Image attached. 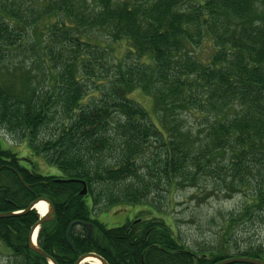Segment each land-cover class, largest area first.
<instances>
[{"label": "trees", "instance_id": "obj_1", "mask_svg": "<svg viewBox=\"0 0 264 264\" xmlns=\"http://www.w3.org/2000/svg\"><path fill=\"white\" fill-rule=\"evenodd\" d=\"M122 43L118 58L112 45ZM136 90L152 98L155 121L130 99ZM184 113L204 125L198 135ZM0 132L59 171L23 167L0 136V213L13 214L0 218V250L9 264H50L29 246L40 216L23 212L38 199L55 211L38 247L56 264L87 253L107 264L264 261V240H232L243 224L264 226V0H0ZM203 188L246 196L219 248L191 251L165 219L144 212L115 228L92 217L134 205L160 212L157 197ZM74 221L93 225L90 242L76 225L68 243Z\"/></svg>", "mask_w": 264, "mask_h": 264}, {"label": "rangeland", "instance_id": "obj_2", "mask_svg": "<svg viewBox=\"0 0 264 264\" xmlns=\"http://www.w3.org/2000/svg\"><path fill=\"white\" fill-rule=\"evenodd\" d=\"M205 43L206 45L201 46V51L207 55L211 50V44L209 42ZM112 48L115 49L118 58H122L127 49L124 43L112 45ZM130 99L140 103L153 121L156 120L154 103L150 96L136 90L130 95ZM182 117L186 127L192 132L198 135L203 130L204 125L196 116L184 113ZM0 136L6 140L12 151L17 153L21 159L24 158V160H21L23 167L46 176L59 174L58 169L47 163L43 157L31 156L32 153L28 150L27 143L24 141L22 142L5 132H0ZM42 136L47 137L48 130L42 133ZM4 147L7 146L4 145ZM200 184L202 185L203 182L200 181ZM158 198L154 203L159 207L160 212L148 206L134 205L111 211L97 210L93 212L92 217L107 228L120 227L134 221L138 212L145 213L141 215L144 219L152 216L163 218L182 244L191 251H198L220 247V244L223 243L222 236L226 220L231 214H239L246 202L245 194L226 199L221 192L211 195V191H205L204 188L199 190L177 189L169 195L164 194L163 198ZM146 212H152L153 215ZM232 240L236 241L239 247L246 244H256L258 241L262 242L264 240V226L253 225L252 223L243 224L235 230ZM232 249H234L233 246L227 252L230 253ZM9 255L10 253L5 248H1L0 264H9Z\"/></svg>", "mask_w": 264, "mask_h": 264}, {"label": "water", "instance_id": "obj_3", "mask_svg": "<svg viewBox=\"0 0 264 264\" xmlns=\"http://www.w3.org/2000/svg\"><path fill=\"white\" fill-rule=\"evenodd\" d=\"M14 172L17 174V176L19 177L20 181L24 184V186H25L26 188H29V185H27L26 183H24L22 176H21L17 171H14ZM86 193H87V188H86V186H84V189H83V191H82V195H86ZM41 201L48 203V201L45 200V199H39V200H36L35 202H33V203L29 206V208H28L26 211H27V212H28V211H31V210L34 209L35 206H36L38 203H40ZM53 213H54V210L51 208V209L49 210V212L46 214V216L42 217V218L40 219V221L32 227V230H31V233H30V237H29V239H30V244H29V246H30L31 250H33L34 252L38 253V254L41 255L42 257L51 260L53 264H56V262H55L54 260H52V259L50 258V256H49L47 253H45V251H43L42 249H40V248L37 246V242H35V239H34V235H35L36 230H37L41 225H43L44 223L53 220V218H54ZM11 216H13V215H12V214H9V213H0V218H7V217H11ZM80 224H81V225L83 224L84 226L87 227V240L90 241V239H91V237H92V233H93V232H92L91 225H90V224H87V223H84V222H82V221H74V222H72V223L69 225V227H68V229H67V232H66V239H67L68 243H70V242H69V235H70L71 229L73 228V226H75V225H80ZM89 257H93V258L98 259V260L101 262V264H107V262H106L102 257H100L99 255H97V254H95V253H88V254L83 255L82 257L79 258V260H78L75 264H81L84 260H86V259L89 258ZM237 263H245V264H264V262L261 261V260L251 259V258H245V257L230 258V259L223 260V261H221V262H219V263H216V264H237Z\"/></svg>", "mask_w": 264, "mask_h": 264}, {"label": "bare ground", "instance_id": "obj_4", "mask_svg": "<svg viewBox=\"0 0 264 264\" xmlns=\"http://www.w3.org/2000/svg\"><path fill=\"white\" fill-rule=\"evenodd\" d=\"M35 208L36 210H38L41 216H44L48 211V205L45 202L38 203ZM36 236H37V233H35L34 239H36ZM86 262H90L93 264H101V262L98 259L93 258V257L86 259L84 263Z\"/></svg>", "mask_w": 264, "mask_h": 264}]
</instances>
